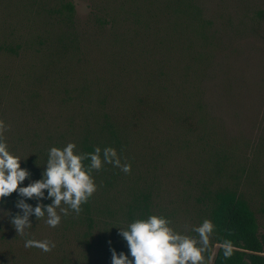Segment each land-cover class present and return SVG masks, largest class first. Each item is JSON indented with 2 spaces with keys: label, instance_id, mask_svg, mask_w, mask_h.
I'll use <instances>...</instances> for the list:
<instances>
[{
  "label": "rangeland",
  "instance_id": "1",
  "mask_svg": "<svg viewBox=\"0 0 264 264\" xmlns=\"http://www.w3.org/2000/svg\"><path fill=\"white\" fill-rule=\"evenodd\" d=\"M194 1L204 37L168 0H0V120L31 174L24 183L42 179L52 147L72 143L78 154L85 138L131 165L100 170L92 226L58 208L57 227L32 216L18 235L10 220L20 210L4 200L0 264H112L105 245L127 247L119 229L144 195L153 215L199 242L203 200L220 186L243 195L264 236V0ZM105 115L115 138L100 133ZM27 239L55 247L26 248ZM205 251L202 264H213Z\"/></svg>",
  "mask_w": 264,
  "mask_h": 264
},
{
  "label": "clouds",
  "instance_id": "2",
  "mask_svg": "<svg viewBox=\"0 0 264 264\" xmlns=\"http://www.w3.org/2000/svg\"><path fill=\"white\" fill-rule=\"evenodd\" d=\"M8 126L0 120V204L5 197L17 193L20 199L16 208L20 210L14 218L11 213L8 217L18 235H23L26 229L31 228V217L45 220L49 227H57L64 216L69 214V209L77 214L82 211V205L97 191V185L93 179V171H99L104 164H113L122 167L125 173L131 171V165L121 166L117 151L108 147H97L94 153L77 154L76 145L69 143L63 149L52 147L48 152L47 164L42 179L32 181L27 186H22L30 178L28 170L21 167L19 156L9 151L4 139V132ZM90 160L85 166L83 161ZM28 200H36L35 206ZM51 200V204L42 201ZM67 207H61V205ZM0 213L2 209H0ZM199 242L185 235L177 233L170 221L157 215H151L147 219L136 220L124 230L119 229V235L126 242L128 253L112 252V264H202V253L209 243V234L213 231L211 221L205 220L198 228ZM202 245L198 247L197 244ZM111 245V241H109ZM26 248H38L43 252H50L55 245L47 240L38 241L27 239ZM231 255V246L225 245V256Z\"/></svg>",
  "mask_w": 264,
  "mask_h": 264
},
{
  "label": "trees",
  "instance_id": "3",
  "mask_svg": "<svg viewBox=\"0 0 264 264\" xmlns=\"http://www.w3.org/2000/svg\"><path fill=\"white\" fill-rule=\"evenodd\" d=\"M170 6H174L177 10L180 19L196 33L204 37L205 20L201 9L197 6L194 0H168ZM61 14L67 20L75 16L76 8L72 2H66L62 5ZM262 14V13H260ZM15 51L14 46L10 47ZM157 111L161 108L155 105L149 106ZM193 126L194 124L191 123ZM100 133H112V138H115V133H118V128L112 122L108 115L104 116V122L100 125ZM99 147L101 155L102 147L94 141L85 138L81 144L80 153H94ZM105 149V148H104ZM85 166L90 164V160L83 161ZM99 171H93L92 176L97 182ZM22 186H27L24 183ZM203 200L204 211L208 221L213 225V231L209 234V243L205 248V256L207 260L214 257L213 264H264V236L260 232L259 222L256 213L251 208L250 203L239 193L238 190L229 186H220L209 195H205ZM20 199L17 193H13L10 197H5L4 200H9L17 203ZM94 194L89 198L88 202L82 205V213L84 219L89 226L94 223ZM153 215L152 202L150 195H144L134 201L130 205L126 213L127 221L131 224L136 220L147 219ZM225 245L231 246V255L225 256ZM109 254L112 255L110 247L115 248L117 253H128V248L122 241L113 242L111 245H105ZM218 248L214 255V249Z\"/></svg>",
  "mask_w": 264,
  "mask_h": 264
}]
</instances>
